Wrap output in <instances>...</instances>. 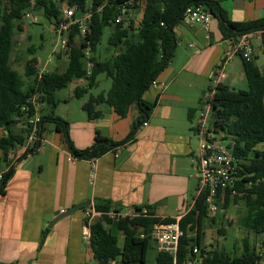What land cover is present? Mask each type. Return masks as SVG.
Here are the masks:
<instances>
[{
	"label": "crops",
	"instance_id": "1",
	"mask_svg": "<svg viewBox=\"0 0 264 264\" xmlns=\"http://www.w3.org/2000/svg\"><path fill=\"white\" fill-rule=\"evenodd\" d=\"M209 1L218 2L231 22L264 19V0ZM145 6L146 1H141L123 17L130 33L138 30ZM174 32L177 39L174 57L156 79L163 87L149 88L143 95L146 102L155 105L147 126L136 130L140 116L137 109L121 118L112 108L97 106L95 111H100L101 116L89 119L82 109L89 98L81 104L76 116L69 110L65 115L58 114L61 104L67 106L73 101V92L63 100L57 97L59 103L54 111L56 117L67 123L68 136L57 131L54 123L44 122L41 141L29 147L33 153L27 154L26 146L16 149L12 155L14 172L0 193V264H99L82 237L88 207L95 209L105 205L123 214L140 207L148 209L156 218L176 222L194 208L198 198L194 120L202 95L213 85L215 67L226 58L227 45L217 18L212 20L209 31L200 26H185L180 21ZM25 35L24 27L21 36ZM74 43L79 44L77 36ZM254 47L252 63L264 73L261 37L254 40ZM52 62L49 59L46 66ZM62 62L63 59L57 60L55 68ZM36 70L38 76L37 66ZM30 79L33 83L34 77ZM222 84L235 90L247 88L245 65L240 57L232 59ZM86 87L87 84L82 88ZM17 129L23 128L17 124ZM68 140L80 152L103 145L100 142L107 143L103 146H107L108 151L91 160L76 158ZM3 165L0 172L6 171ZM1 186L0 183V191ZM233 199L230 197L225 209L223 198L219 215L215 220L209 218L204 222L201 244L204 250L242 255L248 234L240 226V218L228 213L234 209L241 213L244 209ZM87 201L90 206L62 218L76 205ZM208 232L218 243L217 249L205 244ZM138 233L141 238L146 236L144 228ZM119 234L122 233L117 234L118 239ZM195 234L194 231L189 236ZM257 242V251L263 254L261 241ZM151 243L156 246L158 264L160 253L152 237ZM123 244L124 236L119 246L122 248Z\"/></svg>",
	"mask_w": 264,
	"mask_h": 264
},
{
	"label": "trees",
	"instance_id": "2",
	"mask_svg": "<svg viewBox=\"0 0 264 264\" xmlns=\"http://www.w3.org/2000/svg\"><path fill=\"white\" fill-rule=\"evenodd\" d=\"M31 0H0V171L6 167L4 179L0 182L2 194L8 180L14 172L15 158L11 152L23 146L27 140V130L17 129L18 118L22 107L35 94H42L46 106L52 114L43 118L56 125L57 131L66 130V122L55 116L58 107L57 93L76 80H85L86 88L77 87L74 97L82 99L96 84L98 77L105 74L111 80V88L99 95H91L82 109L88 118H99L100 111L95 107L106 106L114 110L121 118L128 116L131 110L137 109L140 116L135 128L138 130L150 118L155 108L143 99L144 93L151 83L170 64L177 47V39L171 24H178L183 13L196 5H203L220 21V29L225 40L237 38L245 33L263 31L262 47L264 51V19L247 23L231 22L225 11L216 1L209 0H37L36 10L43 11L53 25H57L63 7L77 8L85 12L92 11V29L86 43H74L75 33L70 38L71 50L68 52L69 68L65 72H45L37 76L34 58L26 66V77H34L33 83H26L23 76L13 68L11 55L14 49V37L24 29L23 17L30 7ZM146 1L143 18L138 30L130 33L125 27V20L116 23L122 8L138 7ZM128 13L126 14V16ZM175 24V25H176ZM130 27L133 29V25ZM106 31L109 32L108 46L113 55L108 59L95 56L97 46L101 43ZM90 47L94 54L93 63L88 71L84 49ZM247 78V88L235 90L228 85L220 84L214 100L216 129L235 138L234 155L243 162L241 172L243 178L234 191L235 203H243L244 212L240 218V226L248 237L244 241L243 253L232 256L225 250L208 252L201 247L203 241V225L209 219L205 195L196 199L194 208L180 220L185 235L179 246V260L190 255L195 246L202 249V264H258L264 261V253L257 251L258 242L252 243L251 236L261 241L264 249V73L252 62L243 60ZM192 117V113H190ZM135 133V132H134ZM133 133V134H134ZM132 134V135H133ZM100 141V138L97 139ZM74 157L95 159L108 151L107 146L99 145L91 150L78 151L68 140ZM38 143H36L37 146ZM114 147H119L114 146ZM33 153L29 150L27 154ZM3 165V166H4ZM233 191L224 194L227 209ZM97 212L104 213L91 227V247L99 264H146L151 249V233L157 224L174 223V219H159L149 211L148 215L121 220H112L107 216L111 212L109 206L98 205ZM140 212L142 208L137 207ZM115 212H119L116 211ZM215 220V218H212ZM144 228L146 236H139V229ZM195 236H189L194 233ZM122 233L124 244L119 246L117 234ZM158 264H173L169 255L159 254Z\"/></svg>",
	"mask_w": 264,
	"mask_h": 264
},
{
	"label": "built area",
	"instance_id": "3",
	"mask_svg": "<svg viewBox=\"0 0 264 264\" xmlns=\"http://www.w3.org/2000/svg\"><path fill=\"white\" fill-rule=\"evenodd\" d=\"M36 1H30V7L25 11L23 21L26 24H35L38 21V11L36 10ZM78 9L65 5L57 25L54 26L53 33L60 40L61 52L66 55L71 50L70 38L73 33L82 40L81 44L86 43L87 37L92 29V11H87L78 15ZM128 13L127 8H122L121 15L118 16L116 23H120ZM213 14L203 5H196L186 10L181 22L188 27L200 26L209 31ZM263 31L245 33L237 38L226 40L227 55L224 61L217 65L213 71V85L208 89L200 99L199 112L194 120V131L198 140V147L194 158L195 167L198 177V197L205 195L208 206L209 218H216L223 204L224 194L232 190L233 195L236 184L242 180V164L234 155L235 138L223 131L216 129V119L214 117L215 108L214 100L217 94L218 86L227 77V68L234 57H240L242 60L252 62L255 57L254 40L262 38ZM79 44V45H81ZM86 54V63L88 71H91L93 63L89 55L91 48L84 49ZM45 73L40 70L38 76ZM163 87L157 80H154L150 88L161 89ZM42 94H35L30 97L22 107L21 116L18 118L19 125L27 130V140L23 146L29 150L30 145L41 141V132L43 129V109L46 106L42 99ZM147 126V123H144ZM21 147V146H20ZM16 151V150H15ZM11 152V156L15 153ZM73 159V158H72ZM6 171L0 172V182L4 179ZM148 209L131 211L129 214L111 211L107 214L112 220H121L127 217L136 218L142 215H148ZM104 213L97 212L95 209L88 207L85 210V221L82 228V237L90 251L92 238V225L103 217ZM180 220L169 224H157L151 233L155 240L160 254L169 255L173 258V264H202V249L195 246L188 257L179 260V246L181 238L185 235L180 226ZM110 264H117L112 260ZM264 264V261L258 263Z\"/></svg>",
	"mask_w": 264,
	"mask_h": 264
},
{
	"label": "rangeland",
	"instance_id": "4",
	"mask_svg": "<svg viewBox=\"0 0 264 264\" xmlns=\"http://www.w3.org/2000/svg\"><path fill=\"white\" fill-rule=\"evenodd\" d=\"M24 24L25 25H23V27L25 26L26 28V35L21 36L22 33L24 32V29L22 31L17 32L15 36L14 49L11 55V64L13 68L16 69L23 76V78L26 80V83L32 82L30 78L26 77V66L34 58H36L37 60V63L35 66L38 67L39 71L40 70H47L51 72L67 71L69 68V59L64 52H61L60 40L58 39L57 35L53 33L54 25L50 20L46 18L43 11H40V12L38 11L37 23L35 24L24 23ZM134 26L136 25L134 24ZM108 37H109V32L106 31L104 37L102 38L101 43L97 46V50L95 52V56L97 58L108 59L112 56L113 50L109 48L108 43H107ZM81 42L82 40H79V44H81ZM93 55L94 54L91 52L89 55V58H92ZM49 59H52L53 62L51 64H48V66H46ZM60 59H63V62L61 65H58L56 69L55 66L57 65V60H60ZM85 64L87 67L86 62ZM78 81L79 83L74 81L67 88L59 91L57 93V97L60 100H63L64 98H69L70 95H73V92L75 91L76 87L82 88V87H85L87 84L85 80L82 82L81 80H78ZM111 85H112L111 80L108 79L105 74H101L98 77L97 84L92 89H90L89 93H87L82 99L74 98L73 101L70 103V105L66 106V105L61 104L60 109L58 110L57 113L61 115H65L64 113H66V110H69L72 113L71 115H73V117L76 116L79 110V107L84 101H86L91 95L96 96V95L101 94L102 92H107L111 88ZM237 89H240V88H237ZM51 114H52L51 108H49L48 106H45L44 112H43V115H45V118H47ZM46 122L49 123L48 121ZM194 142L198 145L197 138L194 139ZM260 149H264V146L260 147ZM233 197H235V195H233ZM239 205L241 206L242 209H244L243 203L240 202ZM243 212L244 210L240 213L239 211L237 212L236 209H234L230 211L228 215L238 216L239 218H241ZM220 234L222 235L223 233H220ZM213 238H214L213 234L208 232L207 240L205 241V244L210 249H217L218 243L215 240H213ZM122 240H123V235L119 234V245L120 246H122ZM251 240H252V243H254V242H257L258 239L255 236H251ZM208 243H211V244H208ZM156 256H157L156 246L153 243H151V249L148 253L146 264H156L155 262ZM88 264H96V263L93 262V263H88Z\"/></svg>",
	"mask_w": 264,
	"mask_h": 264
},
{
	"label": "water",
	"instance_id": "5",
	"mask_svg": "<svg viewBox=\"0 0 264 264\" xmlns=\"http://www.w3.org/2000/svg\"><path fill=\"white\" fill-rule=\"evenodd\" d=\"M176 22H177V20L174 21V22L171 24V26H170L171 29L175 26ZM38 144H39V143H38ZM100 144L106 145L107 143H106V142H100ZM88 206H90V202H88V201H87V202H84V203H81V204H78V205H76L72 210H70L69 212H67V214H64V215L62 216V218L66 217V216H68V215H71V214L77 212L78 210H82V209H84V208H86V207H88Z\"/></svg>",
	"mask_w": 264,
	"mask_h": 264
}]
</instances>
